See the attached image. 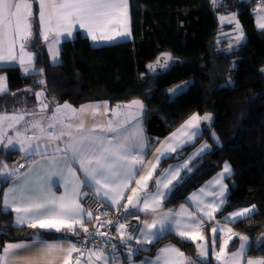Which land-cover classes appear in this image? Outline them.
<instances>
[{"label": "snow or ice", "instance_id": "6c2138e0", "mask_svg": "<svg viewBox=\"0 0 264 264\" xmlns=\"http://www.w3.org/2000/svg\"><path fill=\"white\" fill-rule=\"evenodd\" d=\"M210 2L213 7L225 6L223 0ZM260 5L255 10L258 13L264 12V0H260ZM220 20L235 25L232 38L236 45L245 40L236 13L222 15ZM77 27L84 29L97 44L130 37L129 0H0V66L18 65L26 76L43 73V69L35 66L36 52L30 51V46L42 38L52 63L56 64L61 38L71 36ZM259 28L264 30V15L260 16ZM232 47L229 44V49ZM171 59L170 53H163L149 68L153 71L156 67L167 68ZM37 83L44 85L46 81ZM8 94L15 96L9 93L7 76L0 75V96ZM34 95L39 101L35 111L0 112V146L22 152L29 165L21 173L24 164L9 166L0 161V183L8 184L6 189H0V213L13 214L11 224L4 222L5 227L15 225L33 230L25 240L0 244V264H136L134 256L149 248L133 247V241L137 246L152 245L170 232L193 242L202 264H211L209 238L203 229L206 222L214 220L210 244L212 257L218 264H264V257L248 256L252 250L250 237L229 226L257 214L255 204L230 212L223 218L227 223L216 220V214L228 203L229 186L224 179L233 169L227 161L207 186L188 198L195 205V212L184 205L179 211L163 210L165 200L183 180L181 172H191L192 161L211 145L205 142L187 160L160 169L157 175L161 158L193 143L201 134V123L211 122V114L202 117L193 114L164 141L156 138L160 146L154 149L153 161L145 159L153 147L145 135L146 106L142 100L133 99L114 107L108 101L82 104L79 108L67 101L56 103L45 126L43 120L51 102L44 91ZM21 123L23 131L19 130ZM29 131L32 135H28ZM212 138L219 143L214 132ZM150 182L154 185L152 189ZM59 185L63 191L57 194L53 187ZM86 188H91L109 207L115 206L117 210L122 207L123 214L115 222V236L100 231L105 226L110 229L114 222L102 221L81 202L89 195ZM137 212L150 214L152 218L141 220ZM129 216H135L138 222L131 231L128 224L120 222ZM94 221L98 227L90 230L86 223ZM80 231L84 238L73 242L72 237H79ZM51 234H59V239L45 238ZM0 235L9 234L0 228ZM99 236L105 239L92 242ZM234 238L239 239V247L229 251ZM118 244L123 247L118 249ZM255 244L256 250L264 247V233ZM140 264H195V260L168 244L158 250L155 258L146 257Z\"/></svg>", "mask_w": 264, "mask_h": 264}, {"label": "trees", "instance_id": "16d2710c", "mask_svg": "<svg viewBox=\"0 0 264 264\" xmlns=\"http://www.w3.org/2000/svg\"><path fill=\"white\" fill-rule=\"evenodd\" d=\"M129 2L128 39L93 45L87 36L78 34L62 43L61 59L53 64L40 38L30 48L36 52V68L43 73L26 76L18 65L0 66V74L7 76L9 93H15L0 96V112L33 109L38 101L34 93L41 91L47 100L75 106L94 101L116 105L140 99L146 106V132L156 142L194 113L213 114L212 129L221 142L215 143L208 130L204 132L211 147L183 178L179 193L171 196L169 203H184L189 193L218 173L227 161L233 167L226 180L228 203L216 214V220L222 222L227 213L255 204L257 214L230 224L234 231L254 241L264 233V30L259 28L254 12L260 4L256 0H223L225 6L216 7L210 0ZM231 12H236L245 32V40L239 45L222 34L225 26L219 15ZM229 44L233 45L231 49ZM163 51L173 55L171 68L156 75L148 67ZM176 59L181 65L175 64ZM39 80L46 84L37 83ZM22 159V152L0 146V161L13 166ZM6 185L1 183L0 189ZM12 220V213H0V228L9 234L0 235V244L25 240L33 231L24 226H4ZM45 237L59 238V234ZM167 242L191 256L197 255L193 242L167 233L154 244L143 246L149 251H141L135 258L153 255ZM238 242L234 238L232 246ZM251 249L249 254L264 257V247ZM209 258L211 264H218L212 255Z\"/></svg>", "mask_w": 264, "mask_h": 264}, {"label": "crops", "instance_id": "0c3cea01", "mask_svg": "<svg viewBox=\"0 0 264 264\" xmlns=\"http://www.w3.org/2000/svg\"><path fill=\"white\" fill-rule=\"evenodd\" d=\"M129 15H130V28H131V13H130V2H129ZM78 34H81V35H85V36H87V34H86V31L84 30V29H80L79 27H77V30L75 31V32H73V34L71 35V36H66V37H62L61 38V43H60V45H59V47H60V53H61V47H62V43L65 41V40H68V39H72V38H74V37H76ZM89 39H90V41H91V38L89 37V36H87ZM129 37H126V38H117L116 40H114V41H112V42H115V41H121V40H125V39H128ZM92 42V41H91ZM93 43V45H100V44H103V43H100V44H97V43H94V42H92ZM107 43H111V42H107ZM29 50L30 51H33L31 48H29ZM50 56H51V54H50ZM60 55H59V57H58V60H57V62L56 63H58L59 61H60ZM0 75H5V74H0ZM47 101H50L51 102V104H50V107H49V110H48V112H47V114L45 115V118H44V120H43V123H44V125L46 126L50 121L48 120V118H47V116H50L51 115V111H52V109H53V107L55 106V104L57 103V102H55L54 100H47ZM98 102H102V101H94V102H87V103H85V104H90V103H98ZM39 103V101H37V104ZM64 102H62V103H60V104H63ZM69 103V102H68ZM129 103V102H128ZM36 104V105H37ZM71 104V103H70ZM126 104V103H125ZM73 105V104H72ZM109 105L111 106V107H114L115 105H112L111 103H109ZM74 107H76V108H79L80 106H75V105H73ZM36 109H35V107L33 108V109H31V110H29V111H35ZM194 114H197V113H194ZM193 115V114H192ZM199 115V114H198ZM144 117H145V114H144ZM39 117H32V119H38ZM101 119V121H103V117H101L100 118ZM188 119V118H187ZM186 119V120H187ZM185 120V121H186ZM185 121H183V123L185 122ZM88 123L89 124H91L92 123V120H91V118L89 117L88 118ZM182 123V124H183ZM181 124V125H182ZM180 125V126H181ZM143 126H144V130H145V135H146V137L148 138V141H149V143L152 145V147H153V151H151V152H147V155L145 156V159L146 160H153L154 161V149L156 148V147H159L160 146V144L158 143V142H156V141H154V140H151V138L148 136V134H147V132H146V128H145V123H144V120H143ZM179 126V127H180ZM178 127V128H179ZM177 128V129H178ZM177 129H175L174 131H176ZM207 129H204L203 127H202V124H201V134L196 138V140L193 142V143H191V144H188V145H185V147L182 149V150H180V151H178V152H185L186 154L182 157V158H179V159H176L175 158V156H176V154L177 153H172V154H170V155H168V156H166V157H162L161 158V161H160V166H159V168L157 169V175H159L160 174V171H159V169H161V166H163V164H164V162H165V160H167L168 162L163 166V169H166V168H168L169 167V165H172V166H175V165H177L178 163H181V162H183V161H185V160H187L188 158H189V156L190 155H192L194 152H195V150L196 149H198L202 144H204L205 142L206 143H208L209 145H211L210 144V141H209V139H208V137L207 136H204L203 134H204V132L206 131ZM174 131H172V132H174ZM30 132V135H32V132L31 131H29ZM171 132V133H172ZM208 132H209V135H210V138L215 142V143H217L213 138H212V133L214 132L217 136H218V134L213 130V129H211V130H208ZM171 133H169L168 135H166L165 137H163V138H161L159 141H164L165 140V138H167L168 136H170V134ZM219 137V136H218ZM221 141H220V138H219V143H220ZM218 143V144H219ZM209 151V149H207V150H205V152L204 153H202L199 157H197L195 160H193L192 161V168H193V170H194V168H195V166H196V163H197V161L204 155V154H206L207 152ZM23 154V153H22ZM174 157V158H173ZM36 159H40V157H37ZM229 163V162H228ZM18 164H24L25 166L23 167V168H21L20 169V171H21V173H23V172H26L27 170H28V167H29V165H28V163L25 161V158H24V155H23V159H22V161L20 162V163H17V164H15V165H13V166H16V165H18ZM230 164V163H229ZM231 165V164H230ZM231 167H232V165H231ZM232 169H233V167H232ZM192 170V171H193ZM223 170V167H222V169L219 171V172H221ZM191 171V172H192ZM78 172H79V169H78ZM191 172H189V173H187V174H185V172L184 171H182L181 172V176L184 178L185 176H187V175H190L191 174ZM218 172V173H219ZM233 173V172H232ZM217 175V173L213 176V177H211L209 180H207L205 183H203L199 188H197V189H195L194 191H192L191 193H189L188 195H187V197L185 198V202L184 203H182V204H180V205H170V203H169V200L171 199V196L172 197H174V196H176V194L177 193H179V186H177L175 189H173V191H172V193H171V195L168 197V199H166L165 200V202H164V211H167V210H169V209H171V210H173V211H179V209H180V206L181 205H184L185 207H187L190 211H192V212H195L196 211V209H195V205L188 199L190 196H191V194L193 193V192H197L201 187H205V186H207L208 185V182L209 181H211L215 176ZM229 176H226L225 177V179H224V183H226V184H228L227 183V178H228ZM81 178L83 179V176H81ZM137 178H139L138 176H137ZM54 179H56V178H54ZM1 187V186H0ZM8 187V184L6 185V187H5V189ZM131 187H135V184H132L131 185ZM149 188L150 189H152V188H154V185L150 182V184H149ZM85 191H87L88 193H93V191H92V189L91 188H86V189H84ZM53 191H55L57 194H60L62 191H63V187H62V185H59V186H54L53 187ZM182 190H180V192H181ZM127 194H130V193H126V195ZM228 194H229V188H228ZM82 202V201H81ZM123 202V201H122ZM108 204V203H107ZM112 208H115V206H113ZM237 210V209H236ZM132 211H135V210H132ZM235 211V210H234ZM137 215H139V217H140V219L141 220H144V219H149V220H151V215L150 214H146V213H143V212H137L136 213ZM123 223H126V224H128V226L129 225H131V224H135V225H137V221H136V219H135V216H129L128 217V219L127 220H124L123 221ZM222 223V222H221ZM223 224V223H222ZM88 225V223H86V226ZM215 225V222L214 223H212L211 225H209L208 227H207V224H205V227H204V229H203V234L205 235V234H207L208 232H210L211 233V227L212 226H214ZM170 233H174V232H170ZM175 234V233H174ZM163 236V235H162ZM46 238V237H45ZM209 238H210V241H211V236L209 235ZM46 239H48V240H56V239H59V238H46ZM73 239L74 238H72V241H73ZM20 241V240H19ZM13 242H17V241H13ZM155 243V242H154ZM168 244H172V245H174V246H176L177 248H179L175 243H173V242H167V243H164L162 246H160L157 250H156V252L153 254V255H149V254H144V255H142V257H140V258H135V256H134V259L136 260V264H140V261L141 260H144L146 257H152V258H155V256L158 254V250L159 249H161V248H163L164 246H166V245H168ZM132 245H133V247H143V246H137V245H135V242L133 241L132 242ZM181 251H183L181 248H179ZM210 251V250H209ZM211 251H212V249H211ZM184 253H185V255L186 256H188V257H191L192 259H194L195 260V264H202V258H199V257H197V255L196 256H191V255H189V254H187L185 251H183ZM123 255H125L124 253H122V256ZM211 255H212V253H211Z\"/></svg>", "mask_w": 264, "mask_h": 264}, {"label": "built area", "instance_id": "2783aa9c", "mask_svg": "<svg viewBox=\"0 0 264 264\" xmlns=\"http://www.w3.org/2000/svg\"><path fill=\"white\" fill-rule=\"evenodd\" d=\"M256 1L257 3L260 4V0H256ZM125 202L126 201H123L122 203H125ZM82 203L85 204L86 208L92 210L94 215L100 216L102 221L106 219H111L114 222L113 226L110 229L107 226L100 228L101 232H104V233H107L113 236L117 234L115 222L123 214L122 207L119 208V210H117V207L115 208L109 207V205L105 201L98 199L93 193H89V195L84 200H82ZM123 221L124 220H120V222H123ZM94 226L98 227V224H96L95 221L87 225V227L90 230H93ZM84 235L85 234L82 231H80L79 237H74L73 242H77L78 239H83ZM104 239H105L104 236L94 237L92 242L99 243L103 241ZM113 242H116V241H113ZM90 246L91 244H89V247ZM122 247L123 245L118 244V249Z\"/></svg>", "mask_w": 264, "mask_h": 264}, {"label": "rangeland", "instance_id": "374dc122", "mask_svg": "<svg viewBox=\"0 0 264 264\" xmlns=\"http://www.w3.org/2000/svg\"><path fill=\"white\" fill-rule=\"evenodd\" d=\"M261 5H258V6H256L255 7V10L256 9H258L259 7H260ZM254 10V12H255V16H256V19H257V24H258V26H259V21H260V16L261 15H264V12H261V13H258L257 11H255ZM231 13H236V12H231ZM230 13H228V14H224V16H227V15H229ZM220 16H222V14H220L219 15V17ZM238 19V18H237ZM221 23L222 24H224V26H225V30H222V34L223 35H227L228 37H230V38H232L234 35H235V32H234V28H235V25L234 24H230V23H228L227 21H224V22H222L221 21ZM116 42V41H115ZM232 43L233 44H235V41H234V39L232 38ZM37 104V103H36ZM54 108V107H53ZM36 109V108H35ZM1 112H5V111H1ZM23 128H24V124L23 123H21V125L19 126V130L20 131H23ZM9 134L10 135H14V132L12 131V130H9ZM28 135H30V132L28 133ZM9 165V164H8ZM9 166H12V165H9ZM0 186H1V183H0ZM247 207H250V206H247ZM241 208H245V207H241ZM238 209H240V208H238ZM234 211V210H233ZM233 211H231V212H233ZM230 213V212H229ZM229 213H227V215L229 214ZM226 215V216H227ZM225 216V217H226ZM225 221V220H224ZM224 221H222V223H224ZM214 222H215V220H214ZM214 222H206V224H207V227L209 226V225H211L212 223H214ZM225 222H227V221H225ZM229 226H231L230 224H229ZM213 227V226H212ZM262 234V233H261ZM261 234L260 235H258L257 236V238L254 240V241H252L251 240V248L252 247H255L256 248V244H255V241L261 236ZM209 235L210 236H212V233H210V232H208L207 234H205V236L206 237H208L209 238ZM251 239V238H250ZM232 243L233 242H231L230 244H229V251H235L238 247H239V243H240V241L237 243V245L236 246H232ZM209 250H211V244H210V238H209ZM218 247H219V240H218V242H217V250H218ZM212 252V251H211ZM211 256V254H210V251H209V257ZM248 256H250V257H263L262 255H251V254H249V252H248ZM208 257V259H210ZM213 258V257H212ZM214 259V258H213Z\"/></svg>", "mask_w": 264, "mask_h": 264}, {"label": "water", "instance_id": "95a60500", "mask_svg": "<svg viewBox=\"0 0 264 264\" xmlns=\"http://www.w3.org/2000/svg\"><path fill=\"white\" fill-rule=\"evenodd\" d=\"M163 53H170L172 59L168 62V67H167V68L161 69V68H159V67H156V68H155V71H153L152 69H150V68L148 67V68H149L151 71H153L154 74H156V75L164 74V73L168 72V71L170 70V68H171V61L173 60V55H172V53L169 52V51H163V52H161V53L158 55V57L156 58L155 62L152 63V64H150V65H155L156 62H157V59L160 58V57H161V54H163ZM174 62H175V64H177V65H181V61H180V60H177V59H176ZM144 77H145V76H144ZM206 114H211V113H206ZM204 115H205V114H204ZM204 115H203V116H204ZM211 116H212V120H211L210 123H208V122H202V123H201V124H202V127H203L204 129H207V130H211V129H212V127H213V123H214V116H213V114H211ZM201 117H202V116H201ZM185 154H186L185 152H178V153L176 154L175 158H176V159L182 158ZM134 225H135V224H131V225H129V230H130V231L132 230V227H133Z\"/></svg>", "mask_w": 264, "mask_h": 264}]
</instances>
